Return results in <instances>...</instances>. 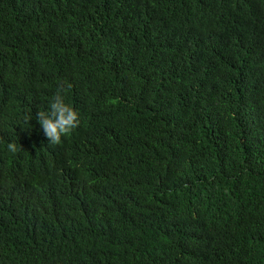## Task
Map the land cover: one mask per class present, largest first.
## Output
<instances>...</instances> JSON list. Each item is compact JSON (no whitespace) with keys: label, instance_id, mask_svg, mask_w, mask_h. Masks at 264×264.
<instances>
[{"label":"trees","instance_id":"trees-1","mask_svg":"<svg viewBox=\"0 0 264 264\" xmlns=\"http://www.w3.org/2000/svg\"><path fill=\"white\" fill-rule=\"evenodd\" d=\"M0 264H264V0H0Z\"/></svg>","mask_w":264,"mask_h":264},{"label":"clouds","instance_id":"clouds-1","mask_svg":"<svg viewBox=\"0 0 264 264\" xmlns=\"http://www.w3.org/2000/svg\"><path fill=\"white\" fill-rule=\"evenodd\" d=\"M35 119L41 126L44 135L49 138V142H59L63 135L77 127L79 113L66 100L65 95L58 91L49 101L48 107L38 111ZM6 148L13 154L18 151V146L14 141L8 142Z\"/></svg>","mask_w":264,"mask_h":264}]
</instances>
